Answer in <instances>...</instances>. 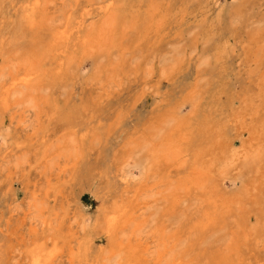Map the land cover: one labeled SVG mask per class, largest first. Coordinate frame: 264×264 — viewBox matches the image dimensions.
Masks as SVG:
<instances>
[{
	"label": "rangeland",
	"instance_id": "rangeland-1",
	"mask_svg": "<svg viewBox=\"0 0 264 264\" xmlns=\"http://www.w3.org/2000/svg\"><path fill=\"white\" fill-rule=\"evenodd\" d=\"M152 1L165 4L163 16L168 22L163 28L142 41L137 39L139 27L129 30L122 40L123 50L111 49L100 58L85 61L73 83H59L53 89L39 91L44 98L62 105L60 112L50 115L52 107L47 105L38 118L37 109L21 105L14 108L10 120L11 111L1 112L0 119L5 123L0 154L8 150L17 135L33 142L28 149L11 152L0 160V234L15 231L9 264L28 263L26 250L33 240L30 230L42 229L44 217H36L33 205L52 211L56 224L66 218L65 229L70 223L72 229L79 230L90 226V215L100 202L110 209L114 198L124 204L132 199L134 185L144 179L139 180L138 170L130 167L129 161L144 154L150 145L143 141V149H135L133 144H127L129 137L137 136L146 125H163L168 113L181 103L179 116L185 118L192 114V106L206 101L210 92L225 82L229 96L220 92L218 96L238 115L264 105V0ZM56 3L59 13L56 12L52 25L61 23L62 11L75 9L73 0ZM84 5L81 0L79 12ZM138 22L142 26V21ZM28 37L27 31L18 33L12 45L18 55L31 47ZM70 106L84 108L72 122L64 119ZM23 110L24 119L20 120ZM97 120L102 128L93 130V134L91 125ZM73 124L78 130L90 131L85 150L77 142L78 135L69 128ZM146 136L149 134L142 139ZM243 137L247 139L248 134ZM263 137L258 145L262 156ZM234 148H239L237 140ZM45 149L47 152H43ZM44 153L48 154L45 159ZM253 166L241 161L225 170L219 176L223 188L229 192L239 190L253 175ZM164 168L161 165L157 169L158 175L164 173ZM113 175L118 183L127 185L128 192L107 191L109 176ZM20 191L23 194L18 197ZM199 192L179 190L177 202L159 199L161 195L141 199L144 206L136 212V220L124 229L122 239L134 242L148 238L156 249L158 237H151V233L156 231L159 235V226H166L167 234L182 230L187 233L191 220L203 218L206 202ZM88 194L93 198L89 199ZM241 208L235 206L232 214L216 217L226 218L222 228L210 229L202 237L194 235L198 239L192 252L197 262L193 264H200L204 258L207 264L217 252L229 254L231 244L240 238L234 233L243 227L240 219L249 218L252 225L264 219V213L259 216L255 207L252 211ZM142 219L146 222L136 225ZM99 220L102 227V219ZM239 248L233 258L252 253L256 259L251 256L249 264H264V230ZM64 259L56 263L69 264Z\"/></svg>",
	"mask_w": 264,
	"mask_h": 264
},
{
	"label": "bare ground",
	"instance_id": "bare-ground-1",
	"mask_svg": "<svg viewBox=\"0 0 264 264\" xmlns=\"http://www.w3.org/2000/svg\"><path fill=\"white\" fill-rule=\"evenodd\" d=\"M56 1L0 0V114L11 111L8 120L13 117L14 108L21 105L37 109L38 118L47 105L52 107L50 115L60 112L62 105L56 100L44 98L39 91L53 89L59 83H73L85 61L100 58L111 49L123 50L122 40L129 30L139 27L137 39L142 41L168 22L163 16V1L83 0L85 5L79 12L77 6L81 0H73L75 9L62 11L61 23L52 25L56 12L59 13ZM138 21H142V26ZM20 31L29 32L31 47L18 55L12 45ZM218 92L228 94L225 82H221L220 89L210 92L206 101L192 106L193 112L189 116H179L183 107L181 103L168 113L163 125H146L137 136L129 137L127 144H133L135 149L142 150L143 141L150 145L144 154L129 161L130 167L138 170L139 180L144 181L134 185L133 198L126 200L125 204L114 198L108 209L100 202L90 215L93 221L87 228L75 230L68 223L65 229L66 218L56 224L52 211L46 212L42 207L33 205L36 217L44 218H41V230H30L33 240L26 250L27 264H57L62 258L69 264H193L197 262L196 257H192L197 236L202 237L210 229L223 227L226 218L217 216L232 214L235 206L251 211L255 207L261 216L264 213V156L260 154L258 145L264 133V105L261 109L256 107L247 114L238 115L226 105L227 101H220ZM82 110V106H70L64 119L72 122L82 114ZM24 112L19 114L20 120L24 119ZM4 123L0 119V137ZM75 127L73 124L69 128L78 135L77 142L85 150L90 131ZM100 128L102 123L98 120L91 125L93 134V130ZM245 133L248 134L247 139L243 137ZM148 134L143 140L142 136ZM236 140L239 142L238 149L234 148ZM42 142L46 143L45 138ZM32 144L31 140L17 135L8 145V150L0 154V160L6 159L11 152L28 149ZM47 156L44 153L42 158ZM241 161L254 165V173L239 190L226 191L219 176ZM161 165L166 169L158 175L157 169ZM113 178L114 175L109 176L108 192L129 191L127 185ZM179 190L200 191L202 200L206 202L203 218L191 220L187 233L182 230V233L167 234L166 226H159V235L156 231L151 233V237H158L156 249L154 241L148 238L134 239V242L122 239L124 229L136 220V212L144 206L141 201L146 196L161 195L159 199L171 198V201L177 202L180 199ZM22 194L20 191L18 197ZM47 197H50L49 194ZM88 198H93V195L88 194ZM84 206L87 207V204L84 203ZM99 219H102V227ZM248 219L239 220L243 227L234 231L240 238L237 237L231 244L230 253L217 252L207 264H249L251 256L256 259L252 253L247 257H240L239 254L233 258L238 252L235 249L245 247L249 240L257 238L264 230V219H258L256 225L250 224ZM145 222L142 219L136 225ZM14 232L0 234V264H9ZM200 264H206L205 258ZM253 264L261 263L255 261Z\"/></svg>",
	"mask_w": 264,
	"mask_h": 264
}]
</instances>
